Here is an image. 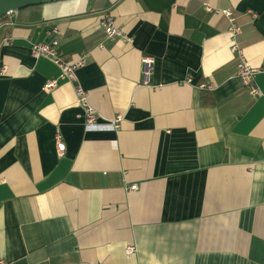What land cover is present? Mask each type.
<instances>
[{
  "label": "crops",
  "instance_id": "obj_1",
  "mask_svg": "<svg viewBox=\"0 0 264 264\" xmlns=\"http://www.w3.org/2000/svg\"><path fill=\"white\" fill-rule=\"evenodd\" d=\"M106 18L132 41L106 39ZM55 39L64 60L87 63L48 93L61 71L32 46ZM240 58L264 66V0H69L7 15L0 264H264V73L253 98ZM78 85L98 122L121 118L117 131L86 130Z\"/></svg>",
  "mask_w": 264,
  "mask_h": 264
},
{
  "label": "built area",
  "instance_id": "obj_2",
  "mask_svg": "<svg viewBox=\"0 0 264 264\" xmlns=\"http://www.w3.org/2000/svg\"><path fill=\"white\" fill-rule=\"evenodd\" d=\"M230 22L231 28L230 31L237 40L238 36L242 34V29L237 25V19L233 12L227 10L221 12ZM103 31L106 39L114 40L117 38L124 39L128 42H131V38L124 34V32L113 25V23L106 18L103 22ZM60 42L58 39H55L49 44H34L32 46V55L35 59L41 57H46L51 60L61 71L59 79H53L47 82L44 90L48 93L53 92L59 85V80H65L71 83L77 82V70L82 68L87 63V55H83L78 61L74 63H69L64 60L59 53ZM233 51L239 53L240 49L238 48L237 43L233 46ZM154 62V59L151 57L144 58V76L142 79V84L144 86H149L150 84V74L151 67ZM260 73H264V66L260 68L250 66L244 58H240L237 65V76L242 81V84L248 94L253 98H258L261 96V90L256 83V76ZM200 87L204 89H212L211 86L207 84H202ZM76 93L79 99L80 104L84 107L86 113V130L88 132H108V131H117L120 126L121 118L118 117L109 124H104L98 122L97 112L88 104L87 93L85 90L78 85L76 87ZM57 150L59 154H63L65 151V144L62 142L61 138L57 136ZM138 186L133 185L130 187V190H137ZM135 252L134 246H129L126 250L127 255H132Z\"/></svg>",
  "mask_w": 264,
  "mask_h": 264
},
{
  "label": "water",
  "instance_id": "obj_3",
  "mask_svg": "<svg viewBox=\"0 0 264 264\" xmlns=\"http://www.w3.org/2000/svg\"><path fill=\"white\" fill-rule=\"evenodd\" d=\"M69 0H0V21L15 12L35 7L54 4Z\"/></svg>",
  "mask_w": 264,
  "mask_h": 264
},
{
  "label": "trees",
  "instance_id": "obj_4",
  "mask_svg": "<svg viewBox=\"0 0 264 264\" xmlns=\"http://www.w3.org/2000/svg\"><path fill=\"white\" fill-rule=\"evenodd\" d=\"M35 7H38V6H35ZM30 8H31V7H30ZM4 18H5V17H4ZM4 18H3V19H4ZM3 19H2V20H3ZM2 20H1V21H2ZM1 21H0V22H1Z\"/></svg>",
  "mask_w": 264,
  "mask_h": 264
}]
</instances>
